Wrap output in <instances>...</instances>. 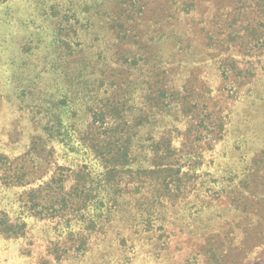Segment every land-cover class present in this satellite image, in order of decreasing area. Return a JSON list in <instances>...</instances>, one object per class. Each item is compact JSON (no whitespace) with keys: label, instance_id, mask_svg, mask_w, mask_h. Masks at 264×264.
<instances>
[{"label":"trees","instance_id":"1","mask_svg":"<svg viewBox=\"0 0 264 264\" xmlns=\"http://www.w3.org/2000/svg\"><path fill=\"white\" fill-rule=\"evenodd\" d=\"M80 1L89 10L85 14L90 13V16L83 18L73 31L79 44L82 43L81 30L88 31L94 26L117 36L125 29L126 32H134L132 39L125 34L120 42L123 48L136 45L137 49L133 52L143 61L145 72L135 89L142 91L138 93L141 102L136 100L137 92L130 90L129 101L120 111L128 118L126 123H118V127L124 131L120 140L114 137L105 143L103 136L95 132L87 135L82 133L78 123L75 125L82 135L77 138V152L83 153L85 159L88 154L95 160L101 158L106 165L95 167L87 163L85 168L78 171L79 183L73 191L82 200L72 209L74 214L68 215L67 211H62L60 205L67 206L65 197L59 203L55 201L43 207L36 205L34 210L43 209L44 213L54 217L51 219H59L57 228L70 233L73 240L77 239L79 250L84 255L100 251L103 244L115 246V243L127 256L140 254V248L145 245H152L158 250L160 244L163 248L170 245L163 240V236L172 228L171 245L193 242L188 243L193 245L195 251L185 257V264H227L222 247L227 236L222 235V230L232 225L230 221L235 218L233 216L229 220L228 213L224 214L223 205L225 195L231 196V203L235 206L232 211L241 220V226L232 225L234 228L229 229L233 232L231 240L241 245L250 242L241 254L243 259L240 258L248 259L252 243L264 239H257L249 231L253 223L256 226L259 223L262 224L260 234L264 236V213H259L264 212L261 211L264 210V193L261 192L264 191V175L263 182L260 177V180L255 179L261 184L257 185V189H250L251 196H244L239 184L248 185L253 179L252 173H256L253 172L254 167L264 166V133L255 131L252 137L243 136L236 140L232 151L239 152L244 159L249 157L243 165L238 163V168L229 165L222 175L211 171V176L217 178L215 181L204 179L203 173L218 159L219 155H209L216 147L203 144L198 150L199 145H194L187 135L199 130L197 134L201 135L203 130H209L220 139H226L230 136L229 130L222 122L223 117L215 111L198 115L195 110L199 109L201 101L197 96L186 95L189 81L182 83L185 70L181 69H187L189 63L197 66L206 64L218 79L233 82L232 86L236 88L237 85V90L246 88L256 103L264 104V0H170L171 10L178 15L181 11L194 14L191 30L185 25L178 28V22L170 25L171 28L163 25L161 29L157 28V22L148 18L145 11L148 5L146 0H130L131 5L128 0ZM76 14L80 15L78 11ZM95 17L99 18L98 22L92 25ZM100 17L106 19L100 22ZM162 21L167 24L169 18L166 21L162 17ZM85 23H91L90 27L82 25ZM168 27L171 31L169 35L165 33ZM168 40L172 44L171 62L178 60L180 64L177 70L171 69L172 79L162 82L163 87L155 91L148 85L147 78L152 74L150 70H158L163 63H167L161 45ZM71 42L70 38L68 42L63 41L68 48H71ZM177 57L182 58L179 60ZM99 66L98 62L84 65L90 72L80 74L85 80L93 77L90 82L93 86L92 97L87 102L90 111L95 110L93 103L103 100L100 88L108 84L106 79H101L98 74L96 76ZM66 103L63 101L62 104ZM101 114L98 110L94 111L91 125L94 122H107L108 126L114 123L111 117L107 121L106 115ZM214 114L216 117L211 118ZM75 126L73 124L71 128ZM158 126L163 127L162 132ZM261 126L264 132V122ZM181 127L185 128L184 132ZM168 128L169 131L166 130ZM181 135L184 138L179 139ZM256 142H259L256 146L262 147V150L259 154L251 155ZM251 144L254 146L250 149ZM182 146L186 150L179 158L177 153ZM251 157L254 158L253 164ZM1 160H4V156H0ZM4 176L5 173H0V178L6 181L7 176ZM15 182L16 179L12 185L18 186L19 181L17 184ZM62 183L60 190L63 191L65 185ZM6 184L11 186L9 178ZM5 218H0V234L10 231L13 233L10 237L25 236L26 224ZM216 235H222L221 244ZM131 261L128 259L127 263Z\"/></svg>","mask_w":264,"mask_h":264},{"label":"rangeland","instance_id":"2","mask_svg":"<svg viewBox=\"0 0 264 264\" xmlns=\"http://www.w3.org/2000/svg\"><path fill=\"white\" fill-rule=\"evenodd\" d=\"M146 1L147 16L157 22V28L161 29V25L170 27L178 22V28L185 25L188 30L192 29L194 14L181 11L178 15L171 10L170 0ZM86 11H89L88 8L83 7L79 0H0V156H4V160L0 161V173L7 176L6 181L0 178V218L26 224L23 237H10L13 234L10 231L0 234V264H128V259L132 260L130 264H185V257L195 251L193 245L188 243L193 242L171 245L172 228L163 236V240L170 245L163 248L160 244L158 250L152 245H145L140 248V254L127 256L115 243V246L103 244L100 251L94 249L96 252L93 254L84 255L79 250L77 239L73 240L70 233L57 228L59 219H51L54 217L44 213L43 209L34 210L36 205L43 207L55 201L59 203L65 197L67 206L60 205L62 211H67L68 215L74 214L72 209L82 200L73 191L79 183L78 171L85 168L87 163L95 167L106 165L101 158L95 160L88 154L85 159L83 153L77 152V138L82 137L76 128L77 123L82 133L95 132L103 136L105 143L114 137L120 140L124 131L118 127V123H126L128 119L124 112H120L121 108L126 107V101H129V91L137 92L136 83L142 80V73L145 72L143 61L133 52L137 46L123 48L120 42L125 34L132 39V31L126 32L125 29L117 36L94 26L88 31L81 30L82 43L79 44L73 31L83 18L90 16V13L85 14ZM162 17L166 21L169 18V23L162 21ZM98 19L95 17L92 25ZM102 19L106 18L102 17L100 22ZM82 25L88 28L91 23ZM169 27L165 32L167 35L171 33ZM69 38L72 40L71 48L63 43L68 42ZM164 44L161 45L162 54L167 63H163L158 70H150L152 74L147 78L148 85L155 91L162 88L165 81L172 79L171 69L177 70L180 64L178 60L171 62V40ZM177 58L180 60L182 57ZM96 62L100 64L96 76L98 74L101 79H106L108 84L100 88L103 100L92 106L100 114L106 115L107 121L111 117L114 123L109 126L107 122H94L91 125L95 110L90 111L87 102L92 97L93 86L90 82L93 77L86 80L80 77L81 73L90 72L84 65ZM181 70H185L182 83L189 81L186 95L197 96L201 101L199 109L195 110L198 115L215 111L223 117L222 122L229 130L230 136L226 139H220V136L203 129L204 134H197L199 130L187 135L194 145H199L198 150L203 144L216 147L209 155H219L218 159L208 168L210 171H203L204 179L215 181L217 178L211 176V171L222 175L229 165L238 168L246 159L249 160V157L244 159L239 152L232 151V147L243 136L253 135L255 131L264 133L261 126L264 122V104L256 103L246 88L237 90V85L233 88V82L218 79L206 64L197 66L189 63L187 69ZM138 93L142 91L136 94L137 102H141ZM63 101L67 103L62 104ZM212 117L215 118V114ZM73 124L75 128H71ZM181 129L184 132L185 128ZM158 130L162 132L163 127L158 126ZM166 130L169 131V128ZM182 138L184 136L181 135L179 139ZM254 145H250V149L254 146L251 155L259 154L262 150V147L256 146L259 142ZM184 150L182 146L178 151L179 158ZM253 159L251 157L252 164ZM253 172L256 173H252L253 179L248 183L250 187L246 183L239 184L246 197L251 196L250 189H257V185L261 184L255 179L260 177L263 182L264 166L254 167ZM8 178L11 186L6 184ZM15 179L16 184L19 181L18 186L12 185ZM61 181L65 185L63 191L60 190ZM254 181L257 183L253 185ZM30 193H33L32 200ZM225 197L224 214L228 213L229 220L234 216L235 219L230 221L232 225L241 226L240 218H236V213L232 211L235 206L231 203V196ZM232 225L222 230V235L227 236L226 243L222 245L227 264H264V239L257 243L254 241L249 258L242 260L244 256L241 254L250 242L245 246L232 241L233 232L229 231L234 228ZM261 229L262 224L256 226L253 223L249 231L258 239L264 237L260 234ZM222 235H216L220 244Z\"/></svg>","mask_w":264,"mask_h":264}]
</instances>
